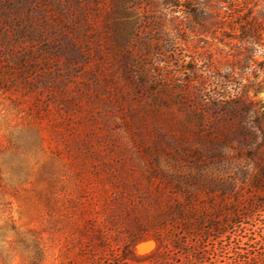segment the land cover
<instances>
[{
    "label": "rangeland",
    "instance_id": "obj_1",
    "mask_svg": "<svg viewBox=\"0 0 264 264\" xmlns=\"http://www.w3.org/2000/svg\"><path fill=\"white\" fill-rule=\"evenodd\" d=\"M179 2L0 0V264H264V0Z\"/></svg>",
    "mask_w": 264,
    "mask_h": 264
},
{
    "label": "trees",
    "instance_id": "obj_2",
    "mask_svg": "<svg viewBox=\"0 0 264 264\" xmlns=\"http://www.w3.org/2000/svg\"><path fill=\"white\" fill-rule=\"evenodd\" d=\"M177 3H178L177 5H180V2H179V0H177ZM250 22H251V21H250ZM258 26H259V25H258ZM258 26H257V27H258ZM255 28H256V27H254V26H253V27H251V29H250V30L252 31V33H254V29H255ZM239 29H240V32H241V33H244V34H245V32H244V31H245V27H244V26H243V27H239ZM250 30H249V29H246V33H248V34H249V33H251V31H250ZM247 37H249V36H248V35H246V37H245L244 39H246V40H247ZM263 84H264V83H263Z\"/></svg>",
    "mask_w": 264,
    "mask_h": 264
}]
</instances>
